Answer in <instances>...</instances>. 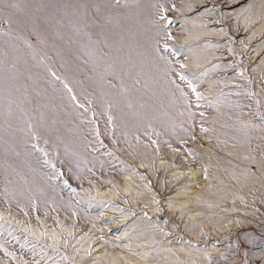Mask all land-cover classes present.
<instances>
[{
    "label": "rangeland",
    "instance_id": "rangeland-1",
    "mask_svg": "<svg viewBox=\"0 0 264 264\" xmlns=\"http://www.w3.org/2000/svg\"><path fill=\"white\" fill-rule=\"evenodd\" d=\"M0 264H264V0H0Z\"/></svg>",
    "mask_w": 264,
    "mask_h": 264
},
{
    "label": "bare ground",
    "instance_id": "bare-ground-1",
    "mask_svg": "<svg viewBox=\"0 0 264 264\" xmlns=\"http://www.w3.org/2000/svg\"><path fill=\"white\" fill-rule=\"evenodd\" d=\"M99 253H100V252H99ZM99 253H98V254H99Z\"/></svg>",
    "mask_w": 264,
    "mask_h": 264
}]
</instances>
